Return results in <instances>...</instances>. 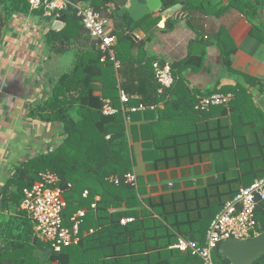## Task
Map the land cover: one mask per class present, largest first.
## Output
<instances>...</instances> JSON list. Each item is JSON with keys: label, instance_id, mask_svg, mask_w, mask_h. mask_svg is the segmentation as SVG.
Listing matches in <instances>:
<instances>
[{"label": "trees", "instance_id": "trees-1", "mask_svg": "<svg viewBox=\"0 0 264 264\" xmlns=\"http://www.w3.org/2000/svg\"><path fill=\"white\" fill-rule=\"evenodd\" d=\"M90 1L96 10L121 19L115 24L116 56L122 63L132 61L137 42L126 30L127 14L119 15L116 0ZM259 1L230 0V6L223 11L230 7L244 11L249 6L254 10ZM177 2L206 15L216 12L217 0H163L164 8ZM29 12L27 0H0V45L11 29L13 17ZM64 14L65 26L61 30L51 28L47 33L51 47L56 40L63 47L70 46L80 41L86 30L75 10ZM154 14L136 21L131 31L139 25L145 30L146 24L151 28L157 25L161 17ZM262 31L259 24L253 28V33L264 40ZM216 34L221 41L228 37V31L222 27ZM230 51L233 48L223 57L229 70ZM102 56L95 40L88 47L76 49L73 67L55 79L47 97L31 108L29 114L47 123H57L62 138L53 148L17 167L5 190L17 187L16 192L9 193L20 209L24 188L38 182L42 171L57 173L67 202L64 223L70 225L75 212L86 210L80 224V239L54 251L44 238L34 242L36 230L29 218L25 216L20 223L9 218L5 224L0 222V264H203L198 256L190 252L180 255L179 249L170 246L178 235L203 244L205 229L225 202L242 187L264 176V113L242 83L219 91L233 94L229 105L197 109L198 91L189 87L186 71L190 67L200 68L204 56L190 54L172 63L175 80L169 88L160 92L155 78L156 98L152 102L131 97L125 104L126 108L154 104L155 109L130 111L123 109L120 91L124 87L119 84L114 62L110 58L102 60ZM98 89L101 95L96 94ZM105 98L118 109L116 113H103ZM159 102H164V107H158ZM135 142L142 145L147 170L169 169L208 158L217 176L212 178L206 195L196 189L144 196V176L137 173V185L125 181L127 173L136 171ZM112 176L119 177L120 182L110 180ZM96 196L100 198L97 200ZM93 203L96 207H92ZM124 217L133 220L123 224ZM256 219L264 233V200L256 208ZM38 249H49L46 261L37 256ZM214 262L232 264L220 254L219 246L214 251ZM252 264H264V255Z\"/></svg>", "mask_w": 264, "mask_h": 264}, {"label": "crops", "instance_id": "crops-1", "mask_svg": "<svg viewBox=\"0 0 264 264\" xmlns=\"http://www.w3.org/2000/svg\"><path fill=\"white\" fill-rule=\"evenodd\" d=\"M116 1L118 5H115V8L118 6L119 11L129 3V0ZM229 3L230 0H217L214 8L216 12L208 15L198 10L186 9L183 4L182 10L190 15L188 19H177L176 15L166 18L161 11H157L154 16L161 17L157 25L151 28L146 24V30L143 25L137 26L132 31L137 36V46L132 51L134 59L123 63L120 61L121 67L117 72L119 84L123 85L124 92L126 91L132 99L152 102L156 98L157 88L154 61L172 64L190 54L203 55L204 63L200 68L190 67L186 71L188 85L198 91L197 97L219 93L227 90V87L242 83L252 93L256 106L264 113V40L253 33V28L259 24L263 29L260 34L264 36V0H260L254 10L249 6L244 11L236 7L223 11L230 6ZM112 19L114 21V18ZM168 19L172 23H168ZM32 20L35 19L28 18L23 13L13 17L11 29L2 41L5 56L0 55V222L4 224L9 218H16L19 223L25 216L29 218L26 213L20 211L15 197L10 198L9 192H16L17 187L11 186L5 192L7 182L16 168L31 157L53 148L62 138L58 124L44 122L29 114L30 110L47 97L51 83L73 67L75 50L94 43L87 30L79 38L80 41H76V49H71L69 45L63 47L60 41L56 40L55 59L49 55L51 45H46L43 48L47 55L43 61L44 71H40L35 66L34 45L37 43V37L33 38L36 35L30 25ZM116 22H121V19L116 18L114 26ZM24 25H27V35L19 39L18 31ZM221 27L228 31V37L223 41L216 34ZM230 48H233V51L229 53V70L223 64V57ZM101 93L100 89L96 91L97 95ZM158 107H164V102H159ZM134 150L137 159L135 169L145 178L144 196L196 189L202 190L206 195L207 188L213 184L212 178L217 176L208 158L169 169L147 170L140 142L134 143ZM99 198L100 196H96L97 200ZM36 236L38 239L43 238L37 232ZM179 237L184 236L178 235ZM49 253V249L36 250L42 261L48 259ZM179 253L187 254L181 251Z\"/></svg>", "mask_w": 264, "mask_h": 264}, {"label": "built area", "instance_id": "built-area-1", "mask_svg": "<svg viewBox=\"0 0 264 264\" xmlns=\"http://www.w3.org/2000/svg\"><path fill=\"white\" fill-rule=\"evenodd\" d=\"M29 3V13L25 14L28 18L35 20L30 22L34 29L37 43L34 45L35 66L40 71H44L43 61L47 58L43 48L48 45L47 33L52 28L53 21L71 6V0H27ZM76 15L80 18L85 29L96 41L98 48L102 51V60L110 58L118 70L121 62L117 59L115 46L117 36L114 34L115 26L111 16L96 10L91 1L79 2L75 6ZM50 16L47 21L45 17ZM30 20V19H29ZM27 25L21 27L18 31L19 39L27 35ZM13 27V26H12ZM0 45V55L5 56L4 49ZM41 48V50H40ZM154 74L157 82L160 84V92L173 85L175 77L172 72L170 62L161 63L159 60L153 62ZM233 97L232 93H213L199 97L196 104L197 109H208L212 105H229ZM131 96L123 90L120 91V99L123 109L130 111H144L146 109H155L156 105L140 103L139 105L125 107L130 101ZM103 113L110 115L118 111L113 106L110 99H104ZM137 172L131 171L126 174L125 181L137 185ZM115 183L120 182L117 176L110 177ZM60 177L51 170H45L40 173V180L30 187L23 190V198L20 202V208L26 213L34 224L36 232L44 239L50 242L54 251H60L64 246L77 243L80 239L79 229L82 218L86 210L81 208L71 217V224L64 223V210L67 202L63 188L60 185ZM88 191L84 192L87 195ZM264 200V176L256 178L250 185L244 186L233 197L228 199L220 212L211 221L205 236L203 244L197 240L179 237L170 248L179 249L183 253H192L202 259L203 264H215L214 251L223 240L239 239L246 240L263 234L260 230V223L256 219V208L259 202ZM96 207V203L92 204ZM132 217H124L123 224L132 221ZM91 231H93L91 229Z\"/></svg>", "mask_w": 264, "mask_h": 264}, {"label": "water", "instance_id": "water-1", "mask_svg": "<svg viewBox=\"0 0 264 264\" xmlns=\"http://www.w3.org/2000/svg\"><path fill=\"white\" fill-rule=\"evenodd\" d=\"M89 0H71V6L68 12H73L75 6L79 2ZM163 0H129L128 5L121 7L119 14H127V32L137 39L134 32L131 31V27L136 21L141 20L146 15L152 12L161 11L164 17L168 18L172 15H176L177 19H188L190 15L184 13L182 10L183 3L177 2L167 8H164ZM47 21L51 20L50 16L45 17ZM65 26V14L58 16L52 24V28L61 30ZM38 236L34 237V242ZM219 252L221 255L230 259L232 264H252L261 255H264V233L246 240L239 239H227L223 240L219 245Z\"/></svg>", "mask_w": 264, "mask_h": 264}, {"label": "rangeland", "instance_id": "rangeland-1", "mask_svg": "<svg viewBox=\"0 0 264 264\" xmlns=\"http://www.w3.org/2000/svg\"><path fill=\"white\" fill-rule=\"evenodd\" d=\"M116 20V18H114V21ZM0 37H1V35H0ZM55 47V46H54ZM54 47H52V50H50V52H49V55H50V57H54V59H55V57H56V55L54 54L55 52V50H54ZM76 47H77V44H76V42H75V44L74 43H72L71 45H70V48L71 49H76ZM70 53V52H69ZM69 53H67V54H69ZM51 54H52V56H51ZM116 69V68H115ZM116 73H117V70H116ZM57 124V123H56ZM55 125V124H54ZM136 164H137V159H136ZM42 237V236H41ZM43 239V238H42Z\"/></svg>", "mask_w": 264, "mask_h": 264}]
</instances>
